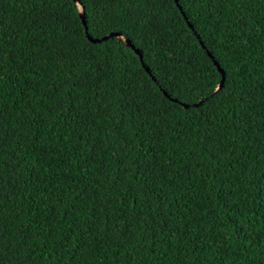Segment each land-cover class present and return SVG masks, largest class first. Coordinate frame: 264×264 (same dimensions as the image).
Listing matches in <instances>:
<instances>
[{"label":"trees","instance_id":"obj_1","mask_svg":"<svg viewBox=\"0 0 264 264\" xmlns=\"http://www.w3.org/2000/svg\"><path fill=\"white\" fill-rule=\"evenodd\" d=\"M79 2L150 74L122 40H88L73 0H0L17 37L0 264H264V0Z\"/></svg>","mask_w":264,"mask_h":264},{"label":"water","instance_id":"obj_2","mask_svg":"<svg viewBox=\"0 0 264 264\" xmlns=\"http://www.w3.org/2000/svg\"><path fill=\"white\" fill-rule=\"evenodd\" d=\"M73 1H74V2L76 3V5L78 6V13H79V16H80V18H81L82 24H83V26H84V29H85L86 36H87L88 40H90L91 42H94V43H95V42H101V41H103V40H107V39L112 38V37H116L118 40H122L123 43L125 44V46L130 47V48L135 52V54H137V56L139 57V60L141 61L142 66L144 67L145 71H146L147 73L150 74V69H149V67L146 66V65L143 63V58H142L141 51L133 45V43L131 42V40H129L128 38H125L120 32H116V31H115V32H110V33H108V34H106V35H104V36H102V37H100V38H97V37L94 38V37H92V36L87 32V24H86V19H85V14H84L83 6H81L79 0H73ZM174 1H175V3H178V0H174ZM179 8H181V7L179 6ZM185 18H186V17H185ZM189 26H191V24H189ZM196 36H197V38H199V35H198V34H197ZM200 44H201V46H202L203 48H205V46L203 45V42H202L201 40H200ZM207 54H208V56H209L211 59H213V64L216 66L218 72L221 74V79H220L219 84L221 83V87H222L223 84H224V79H225V71L223 70V68L220 67L219 63L213 58L212 54H211L209 51H207ZM153 79H154V78H153ZM219 84H218V85H219ZM215 90H216V89H215ZM162 92H163V94H164L167 98H169L170 100H172V101H177L176 99L171 98V97L167 94L166 91L163 90ZM199 103H200V102H199ZM199 103L194 104V106L199 105ZM180 104H181L183 107H185V108H187V107L189 106V105L186 104V103H181V102H180Z\"/></svg>","mask_w":264,"mask_h":264},{"label":"snow or ice","instance_id":"obj_3","mask_svg":"<svg viewBox=\"0 0 264 264\" xmlns=\"http://www.w3.org/2000/svg\"><path fill=\"white\" fill-rule=\"evenodd\" d=\"M16 36L14 35H5L2 29V25H0V53H4V49L7 48L8 52L4 53V57L11 55L13 43L16 40ZM225 85L221 87V83L217 86L214 95L219 96L220 93L224 90ZM203 99L200 101V104H203ZM14 130V129H13ZM0 131H3V126L0 125ZM7 139L5 136H0V154L3 153L4 149L2 147L3 142Z\"/></svg>","mask_w":264,"mask_h":264}]
</instances>
